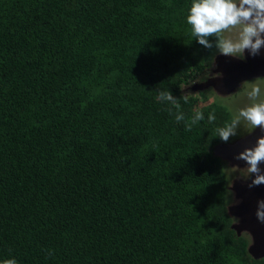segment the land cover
Wrapping results in <instances>:
<instances>
[{"label": "trees", "instance_id": "obj_1", "mask_svg": "<svg viewBox=\"0 0 264 264\" xmlns=\"http://www.w3.org/2000/svg\"><path fill=\"white\" fill-rule=\"evenodd\" d=\"M191 3L0 0V262L264 264L214 152L234 115L183 90L216 51Z\"/></svg>", "mask_w": 264, "mask_h": 264}, {"label": "clouds", "instance_id": "obj_2", "mask_svg": "<svg viewBox=\"0 0 264 264\" xmlns=\"http://www.w3.org/2000/svg\"><path fill=\"white\" fill-rule=\"evenodd\" d=\"M191 27V34L200 46L205 49L215 48L220 55L245 60L248 56L256 57L264 49V0H192L186 18ZM240 26L237 39L225 38L222 34L228 29ZM259 86H253L248 93L255 101L260 95ZM157 99L167 101L180 107L170 91H160ZM187 102V97H184ZM251 125L252 129L259 127L264 130V102L253 103L250 107L241 109L237 117L217 129L218 137L228 142L237 134L241 124L240 118ZM204 119L201 112H197L191 123L195 124ZM184 120L183 114L176 115V121ZM210 122L215 120L214 114H209ZM191 130V126H186ZM234 159L242 160L247 165V173L252 177L248 188L264 185V170L260 165L264 163V136L257 138L255 146L246 147ZM256 218L264 223V199L257 201ZM0 264H18L15 258L5 259Z\"/></svg>", "mask_w": 264, "mask_h": 264}, {"label": "water", "instance_id": "obj_3", "mask_svg": "<svg viewBox=\"0 0 264 264\" xmlns=\"http://www.w3.org/2000/svg\"><path fill=\"white\" fill-rule=\"evenodd\" d=\"M245 60L217 54L215 65L217 71L221 72L218 77H211L205 82L193 84L194 90H200L207 87H213L215 91L221 94H230L241 85V82L264 76V49L256 57L248 56ZM264 136V130L257 127L248 135L239 138L235 142H222L215 146L214 152L217 156L226 159L232 166L247 167L242 160H236L234 157L243 151L246 147L255 146L258 137ZM264 170V163L260 165ZM248 180L235 179L231 189L236 200L235 204L229 205V213L238 218V222L233 224V228L238 235L248 232L252 239L248 250L255 258L264 256V223H260L256 218L257 201L264 199V185L248 188Z\"/></svg>", "mask_w": 264, "mask_h": 264}, {"label": "rangeland", "instance_id": "obj_4", "mask_svg": "<svg viewBox=\"0 0 264 264\" xmlns=\"http://www.w3.org/2000/svg\"><path fill=\"white\" fill-rule=\"evenodd\" d=\"M239 31H240V26H237V28L228 29L222 35L225 38L237 39L238 35H239ZM217 54H219V53L216 50L215 56ZM211 63L213 64V62H211ZM212 64L210 65V67L205 72H203L202 74L199 75L198 81L203 79L204 77L209 76V74H211L212 72H214V75L212 77H218L221 75L220 71L215 72L218 67L212 66ZM213 67L215 68L214 71H213ZM253 86H259L261 89L260 95L255 101L251 100L248 96V93ZM183 90H184V93H187V94H192L195 92V91L194 92L192 91V87H189L187 85L184 86ZM212 90L213 89L208 88L206 92H208L209 95H210V93L215 95L214 91H212ZM196 92H198V91H196ZM216 93L220 94L221 96L222 95L224 96V97L223 96L217 97V99H219L220 102L224 103V105L227 106V108L231 111V113L234 115V118H235L238 116L239 111L241 109L250 107L253 103L264 102V76L251 78V79H248V80L241 82V85L238 88H236L235 91L231 92L230 94H221L218 92H216ZM214 98H216V97H214ZM240 120H241V124L237 128V134L235 136H232L227 143L235 142L239 138H242V137L248 135L249 133H251L253 131L251 125L244 122L242 117L240 118ZM224 161L227 164V172H228V176H229L230 183H231L230 184V190L231 191H232L231 186H232V183L235 179H244V180L248 179L249 180L251 178L249 176V174L247 173V167L232 166L228 160L224 159ZM235 202H236V200L234 198V193L232 191V199H231L230 205L235 204ZM234 220H235V223L238 222L237 217H234ZM243 234H245V235L247 234L249 236L248 238H249L250 243H251L252 239L250 237V234L248 232H243Z\"/></svg>", "mask_w": 264, "mask_h": 264}, {"label": "flooded vegetation", "instance_id": "obj_5", "mask_svg": "<svg viewBox=\"0 0 264 264\" xmlns=\"http://www.w3.org/2000/svg\"><path fill=\"white\" fill-rule=\"evenodd\" d=\"M215 57H216V56H215ZM215 57H214V59H213V61H212V62H213V64L211 63V64H212V66H216V65H215V62H214V60H215ZM211 64H210V65H211ZM209 67H210V66H209ZM209 67H208V68H209ZM214 69H215V68L213 67V71H214ZM215 72H216V71H215ZM210 75H211V76H210ZM213 75H214V72H212L211 74H209V76L205 77L204 79H201V80H199V81H198V80H196L194 84L201 83V82H205V81H206V79H209V78H211ZM191 87L193 88V85H192ZM194 91H198V90H194Z\"/></svg>", "mask_w": 264, "mask_h": 264}]
</instances>
